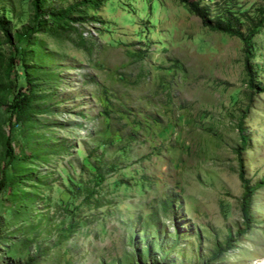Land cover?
<instances>
[{"label": "rangeland", "instance_id": "obj_1", "mask_svg": "<svg viewBox=\"0 0 264 264\" xmlns=\"http://www.w3.org/2000/svg\"><path fill=\"white\" fill-rule=\"evenodd\" d=\"M81 1L43 0L37 25L33 0H0V264H264V185L240 210L239 170L264 179L242 41L179 0ZM248 61L264 85V27Z\"/></svg>", "mask_w": 264, "mask_h": 264}, {"label": "trees", "instance_id": "obj_2", "mask_svg": "<svg viewBox=\"0 0 264 264\" xmlns=\"http://www.w3.org/2000/svg\"><path fill=\"white\" fill-rule=\"evenodd\" d=\"M179 1L184 3L187 8L200 19V22L203 26L208 27L211 30L235 35L242 41L243 51L245 53V71L248 76V85L252 89L264 91V85L260 82L254 81L253 72L248 61V54L251 48V39L257 33L260 27H264V0H261L262 7L259 8L258 12L254 16L244 14V12H240L239 16H237L235 14H232L230 10H227L225 13L219 14L216 17L209 16L206 9L200 5L199 0ZM98 2L99 0H82L80 3H84L92 8H96L98 6ZM42 3L43 0H33V17L37 25H39L41 17L46 13L42 9ZM71 9L72 6L66 8L62 12H50L47 13V15L49 17L53 16L56 21H64L65 18H68ZM0 29L4 32V35H6L11 41L8 29L5 26V21L1 17ZM26 83L27 80L25 78L14 75V77L9 80L8 87L10 92L17 97L19 94H21V90L26 86ZM14 111L15 110L13 108L12 113ZM238 131L240 133L241 141L242 143H244L245 133L244 127L242 126L241 122L238 123ZM238 176L243 189L240 202L241 215L244 219V222L248 224L251 196L257 187L264 185V179H260L257 182L251 183L250 180L244 176V172L242 169L239 170ZM2 184L3 182L2 180H0V188L2 187ZM229 239L230 238H228V240Z\"/></svg>", "mask_w": 264, "mask_h": 264}]
</instances>
